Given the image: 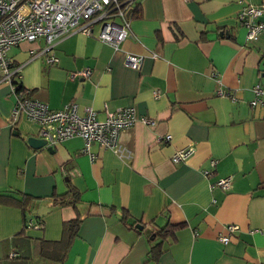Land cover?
<instances>
[{"label":"crops","instance_id":"1","mask_svg":"<svg viewBox=\"0 0 264 264\" xmlns=\"http://www.w3.org/2000/svg\"><path fill=\"white\" fill-rule=\"evenodd\" d=\"M251 4L264 0H135L131 34L117 49L95 26L48 51L42 37L7 50L21 66L14 81L49 108L74 103L103 119L106 109L131 107L149 122L120 131L128 160L97 143L91 160L78 136L33 148L27 138L39 137V125L10 123L15 94L0 81V194H26L31 223L0 203V264H264V29L247 41L237 17ZM127 53L143 57L138 69ZM83 68L88 77L69 78ZM256 84L263 93L254 104ZM188 145L191 157L174 163ZM228 175L229 190L210 187ZM74 218L77 232L66 239Z\"/></svg>","mask_w":264,"mask_h":264},{"label":"built area","instance_id":"2","mask_svg":"<svg viewBox=\"0 0 264 264\" xmlns=\"http://www.w3.org/2000/svg\"><path fill=\"white\" fill-rule=\"evenodd\" d=\"M135 0H0V81L11 84L15 94V105L10 114V123L13 124L21 117H26L39 125V138L47 145H54L71 138L80 137L84 144L82 152L87 153L91 160L95 154L90 146L97 143L99 146L110 149L118 156L128 160L130 151L119 144V133L122 129L134 125L137 121L149 122L139 118L133 108H118L114 111L105 110V117L99 119L92 107H85L82 113L78 112L77 105L67 104L61 110L49 108L46 102L30 95V91L20 88L14 77L20 78L21 66L9 63L7 50L22 42L35 41L42 37L45 40L44 51L54 47L56 42L72 33L92 35L93 28L98 27L96 37L103 43L117 49L131 34L130 21L134 13ZM187 1V0H185ZM264 5H248L238 13V19L246 29L247 41L255 40L264 29L261 19ZM142 56L127 53L125 63L132 69H138L142 63ZM47 62H58L55 55L47 57ZM89 68L78 69L69 73L70 79H84L90 75ZM17 77V79H18ZM18 81V80H17ZM17 83V84H16ZM253 91L257 98L254 104L260 102L258 97L263 93L262 86L256 84ZM221 93V91H220ZM222 94V93H221ZM165 141L171 135L164 136ZM194 149L186 146L177 150L172 161L179 163L186 161L193 154ZM215 161H210V168L214 169ZM204 170L205 176L211 175V169ZM231 176L219 177L210 187H220L227 191L231 188ZM33 224V223H32ZM33 227H40L39 223ZM228 231H235V225H229ZM218 240L226 244L228 235H219Z\"/></svg>","mask_w":264,"mask_h":264},{"label":"trees","instance_id":"3","mask_svg":"<svg viewBox=\"0 0 264 264\" xmlns=\"http://www.w3.org/2000/svg\"><path fill=\"white\" fill-rule=\"evenodd\" d=\"M20 88H22V87H20ZM9 191L11 193L2 194V195L0 194V203L15 205L17 207H20L22 210V214H23L24 226L25 227L29 226L31 224L30 220H28L26 218V208H27V204L29 201V197H27L26 194H20V197H18V195H19L18 192L15 193V190H9ZM69 194H71V195L73 194L72 190L69 192ZM66 195H68V194H66ZM79 221H80L79 218H74V219H71V220L65 222V224L63 226V235H65L66 239L71 240V238L76 234L77 227L79 225ZM168 227H170V226L167 225V226L162 227L161 229L157 230L158 236L161 238L166 237L167 233L169 232ZM161 244H162V242H159L154 246L155 252H157L159 250Z\"/></svg>","mask_w":264,"mask_h":264},{"label":"water","instance_id":"4","mask_svg":"<svg viewBox=\"0 0 264 264\" xmlns=\"http://www.w3.org/2000/svg\"><path fill=\"white\" fill-rule=\"evenodd\" d=\"M263 67H264V62L262 63ZM264 70V68H263ZM27 143L33 147V148H40L45 146L46 141L42 138L36 137V136H29L27 138ZM138 228H142L140 225H138Z\"/></svg>","mask_w":264,"mask_h":264}]
</instances>
